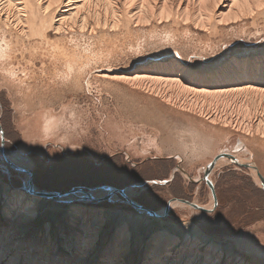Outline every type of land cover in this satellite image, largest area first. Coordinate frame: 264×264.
<instances>
[{
	"label": "rangeland",
	"instance_id": "obj_1",
	"mask_svg": "<svg viewBox=\"0 0 264 264\" xmlns=\"http://www.w3.org/2000/svg\"><path fill=\"white\" fill-rule=\"evenodd\" d=\"M136 28L123 39L100 35L73 39L71 47L77 54L69 55L75 63L44 70L36 65L33 68L41 81L30 77V66L22 63L19 69L8 70L0 63V127L5 153L18 167L31 170L33 183L41 191L111 187L126 190L130 198L151 211H162L178 199L210 208L213 201L201 181L202 169L224 151L242 162L252 157L255 165L256 159L243 151L241 133L214 125L204 114L201 119L178 104L186 101L205 113L228 103L219 97L194 98L176 89L167 100L161 93L168 95L163 84L126 79L147 75L149 69L169 61L199 71L244 59L264 47V23L244 19L211 33L165 21ZM99 75L114 79L102 80ZM38 120L48 128L38 126ZM256 162L264 178L262 154ZM254 177L253 171L229 164L214 170L209 177L214 192L222 205L230 202L231 207L210 214L177 205L165 219H156L120 204L70 206L47 200L38 210L63 222L71 207L93 208L101 214L89 220L90 228L100 230L101 237L123 224L137 226L143 234L151 228L183 224L245 264H264L238 253L229 238L250 220L264 218V210L252 217L246 210L247 204L264 205V192ZM24 180L23 174L5 164L0 153V186L22 190Z\"/></svg>",
	"mask_w": 264,
	"mask_h": 264
},
{
	"label": "bare ground",
	"instance_id": "obj_2",
	"mask_svg": "<svg viewBox=\"0 0 264 264\" xmlns=\"http://www.w3.org/2000/svg\"><path fill=\"white\" fill-rule=\"evenodd\" d=\"M244 19L264 23V0H0V63L8 70L22 63L30 66V77L41 81L33 67H70L75 58L69 54H77L71 44L78 37L123 39L136 27L162 21L211 33ZM147 72L129 74L126 80L163 84L167 100L176 89L194 98L226 101L227 107L205 113L186 101L177 104L241 133L243 151L256 159L258 168V156L264 157V47L244 59L199 71L169 61ZM41 124L48 128L38 120ZM223 164L227 160L216 163L214 170ZM41 202L44 199L31 194L25 184L14 191L0 186V264H245L183 224L144 234L137 226L123 224L101 237L100 230L90 228L89 220L101 214L93 208L71 207L65 221H53L45 210H38Z\"/></svg>",
	"mask_w": 264,
	"mask_h": 264
},
{
	"label": "water",
	"instance_id": "obj_3",
	"mask_svg": "<svg viewBox=\"0 0 264 264\" xmlns=\"http://www.w3.org/2000/svg\"><path fill=\"white\" fill-rule=\"evenodd\" d=\"M0 141H1L0 142V153L3 157V161L9 168L13 169L14 171L18 173L23 174L24 179H25L24 184H25L26 189L31 194L35 195L36 197H40L44 200L55 202L61 205H67L71 203H78L81 205H88V206L89 205L96 206V205H101V204H120V205H124L130 208L131 210L135 211L138 214L151 217V218H156V219H165L170 213V211L174 209V207L177 205H183L193 210L210 213L216 207L217 199H216V194L214 192V186L210 182L209 176L214 171L216 167L215 166L216 163H218L220 160H223V159L227 160L228 164L231 166L243 167L245 169L253 171L258 181V185L260 184L259 185L260 190L264 192V178L261 176V174L258 173L253 162L250 161V162L240 163L238 160L235 159L233 154H230L226 151L220 153L216 158H214L212 162H210L203 169V177L201 181L206 184V186L208 187L211 193V198L213 201V206L211 208L202 207L192 202L178 199V200H173L169 202L162 209V211H159V212L151 211L145 206L135 201L133 198H130L128 194H126V190H119V189H115L111 187H100V188L92 189L89 191H85L82 189H72L67 192L41 191L33 183L31 170L18 167L10 160V158L5 153L4 139H3V133H2L1 127H0Z\"/></svg>",
	"mask_w": 264,
	"mask_h": 264
},
{
	"label": "crops",
	"instance_id": "obj_4",
	"mask_svg": "<svg viewBox=\"0 0 264 264\" xmlns=\"http://www.w3.org/2000/svg\"><path fill=\"white\" fill-rule=\"evenodd\" d=\"M216 199V207L210 213H213L216 210H220L221 207H223L222 210H226V208L231 207L230 202L225 205H222L221 198L219 195H216ZM233 204L236 205L235 202ZM247 206L249 208H246V210H250V213L248 214L250 217H252L253 214H256L259 210H264V205L259 207L256 204H247ZM229 238L230 244L238 253L243 254L248 258H252L254 260L264 263V218L256 220L254 219L253 221L250 220L248 226L239 229L237 233L233 234L232 236H229Z\"/></svg>",
	"mask_w": 264,
	"mask_h": 264
}]
</instances>
